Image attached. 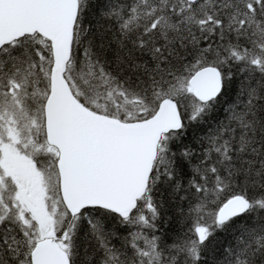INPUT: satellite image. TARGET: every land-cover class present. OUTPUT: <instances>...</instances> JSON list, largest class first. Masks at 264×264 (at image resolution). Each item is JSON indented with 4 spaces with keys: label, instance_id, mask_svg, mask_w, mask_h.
Listing matches in <instances>:
<instances>
[{
    "label": "snow or ice",
    "instance_id": "obj_1",
    "mask_svg": "<svg viewBox=\"0 0 264 264\" xmlns=\"http://www.w3.org/2000/svg\"><path fill=\"white\" fill-rule=\"evenodd\" d=\"M0 264H264V0H0Z\"/></svg>",
    "mask_w": 264,
    "mask_h": 264
},
{
    "label": "trees",
    "instance_id": "obj_2",
    "mask_svg": "<svg viewBox=\"0 0 264 264\" xmlns=\"http://www.w3.org/2000/svg\"><path fill=\"white\" fill-rule=\"evenodd\" d=\"M233 71H235V69H233ZM237 78H238V76H237ZM230 96H231V93H228L226 95L225 99H228ZM224 117H225V113L223 111V108H221V110L219 112L215 113L214 116L205 125H203V126H189V128L187 130V137L185 139V143L190 142L193 139V137H198V136L204 135L207 130H210V128H215L217 122L223 121ZM177 203H179V202L177 201ZM185 206H186V204H185ZM110 227H111V225H110ZM116 227H117V230L121 233V235L125 234V232H126L125 229L120 228L119 225H117ZM161 228H162V230L171 233L172 231L179 229V224L176 222L175 219H173L168 224L162 223ZM217 238L219 240L226 241V236L224 233H219ZM116 243L118 244V242H116Z\"/></svg>",
    "mask_w": 264,
    "mask_h": 264
}]
</instances>
